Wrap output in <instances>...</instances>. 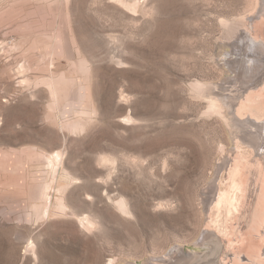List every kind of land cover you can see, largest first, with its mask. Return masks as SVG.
<instances>
[{"label": "rangeland", "instance_id": "374dc122", "mask_svg": "<svg viewBox=\"0 0 264 264\" xmlns=\"http://www.w3.org/2000/svg\"><path fill=\"white\" fill-rule=\"evenodd\" d=\"M260 4L0 0V264L207 250L211 184L235 147L209 97ZM257 226L236 251L264 247Z\"/></svg>", "mask_w": 264, "mask_h": 264}, {"label": "bare ground", "instance_id": "6f19581e", "mask_svg": "<svg viewBox=\"0 0 264 264\" xmlns=\"http://www.w3.org/2000/svg\"><path fill=\"white\" fill-rule=\"evenodd\" d=\"M260 3L261 8L249 16L248 27L234 42L235 51L226 53L230 76L221 93L209 97L211 107L227 112L226 120L234 128L235 147L219 163L211 184L214 193L209 209H214L219 230L204 233L200 244L208 249L195 258L178 247L150 264H261L264 260L262 244L251 254L236 251L247 225H258L260 238H264V101H260L264 97V35L258 30L264 24V0ZM50 163L55 167L53 157ZM60 206L67 205L62 201ZM84 220L92 222L89 214ZM232 234L236 242L229 241Z\"/></svg>", "mask_w": 264, "mask_h": 264}]
</instances>
